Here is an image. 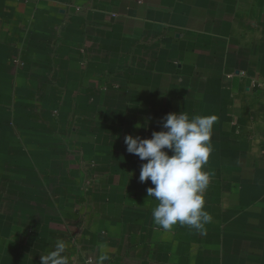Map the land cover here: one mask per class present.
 <instances>
[{
  "label": "crops",
  "instance_id": "0c3cea01",
  "mask_svg": "<svg viewBox=\"0 0 264 264\" xmlns=\"http://www.w3.org/2000/svg\"><path fill=\"white\" fill-rule=\"evenodd\" d=\"M183 112L217 116L203 232L154 222L124 142ZM58 239L69 264H264V0H0V264Z\"/></svg>",
  "mask_w": 264,
  "mask_h": 264
},
{
  "label": "clouds",
  "instance_id": "9594fccd",
  "mask_svg": "<svg viewBox=\"0 0 264 264\" xmlns=\"http://www.w3.org/2000/svg\"><path fill=\"white\" fill-rule=\"evenodd\" d=\"M216 121L215 115L190 118L185 112L172 113L164 118L166 131L153 132L151 139L131 135L124 138L127 152L147 161L141 165L139 179L150 180L154 185L147 189L148 197L157 202L152 218L165 231L179 224L203 232L205 225L212 222V216L205 211L203 194L210 177L204 166L212 151ZM66 248V242L58 239L53 250L41 255V264H69L64 255ZM107 259L100 255L97 264H104Z\"/></svg>",
  "mask_w": 264,
  "mask_h": 264
}]
</instances>
